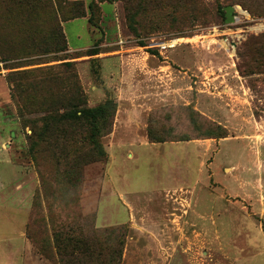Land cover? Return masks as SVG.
<instances>
[{"label":"rangeland","instance_id":"374dc122","mask_svg":"<svg viewBox=\"0 0 264 264\" xmlns=\"http://www.w3.org/2000/svg\"><path fill=\"white\" fill-rule=\"evenodd\" d=\"M104 2L97 56H126L109 83L91 52L48 51L54 0H0V264H264V52L244 46L264 33V0ZM79 22L64 23L71 47L84 45ZM170 38L181 39L149 46ZM143 52L166 67L145 72ZM12 73L27 83L14 93ZM72 73L88 107L117 104L104 159L85 165L90 143L33 135L51 104L37 81L71 93Z\"/></svg>","mask_w":264,"mask_h":264},{"label":"trees","instance_id":"16d2710c","mask_svg":"<svg viewBox=\"0 0 264 264\" xmlns=\"http://www.w3.org/2000/svg\"><path fill=\"white\" fill-rule=\"evenodd\" d=\"M16 1L18 4L24 2V4L30 3L34 5L33 2L35 0ZM104 1L109 0H54L55 8L59 14L57 16L55 14L54 18L50 20L51 28L48 31V39L50 40L51 48L48 49V51L59 52L68 49L67 39L63 29V23L68 20L86 16L89 25L98 28L94 25V23H96V19L100 17V10L102 11L101 3ZM46 2L48 4L49 0H46ZM98 43V40H96L94 45L96 46ZM244 46H250L253 54L260 56L261 53L264 52V33L258 36H252L249 39V42L245 43ZM86 52H91L89 54L98 53L95 48L88 49ZM66 54L67 53H65V55ZM238 56L241 61L238 67L242 73L243 69L246 67V64L243 62L244 51L239 52ZM65 65L69 66L68 68L71 70L70 65H72V62H65ZM52 68L53 67H51V69ZM27 72L28 71L22 70L19 74L21 73L26 75ZM13 74L16 73H12V75L9 76V82L12 84L14 93L16 88H20L23 84L27 83L22 84V82L19 81L24 77H20L19 80L16 81L14 77H12ZM72 78L74 82L70 87L71 93L68 85H52L53 78L51 75L48 76V79L43 77L37 81V88H40L43 93L49 94L51 97V104L47 107L50 113L42 118V126H40L38 130L35 128L33 129V135L37 139H41V142L46 144L56 140H62L65 143L73 144H76L79 140L90 143L89 152L92 156L84 162L85 165L90 162L104 159L105 151L102 148L100 138L109 134L112 130L117 104L115 99L107 96L98 105L88 107L86 105V94L80 84H78L79 82H77L78 80L76 79V75L74 73H72ZM50 80L51 85L49 83ZM59 110H62V112H59ZM150 134V130L147 128V138L150 142L165 141L163 139L155 140ZM209 137H213V135L206 134L203 138ZM188 139H190V137L180 138L177 140ZM68 164H70L69 170L72 171V175L74 177L71 182V186L74 188L78 182L79 165H77L75 159H73L72 162L67 163V165ZM77 197L78 194L74 191L72 199L76 200ZM93 220V215L87 214L85 216L86 224L92 223Z\"/></svg>","mask_w":264,"mask_h":264},{"label":"crops","instance_id":"0c3cea01","mask_svg":"<svg viewBox=\"0 0 264 264\" xmlns=\"http://www.w3.org/2000/svg\"><path fill=\"white\" fill-rule=\"evenodd\" d=\"M105 3H108V2L101 3V8H102V6ZM109 16L110 15H108V16L104 15V17H108V18H105V20H103V21H106V20L108 21L109 18H110ZM74 21H80L78 25H80L81 31L79 33H77V38H79L80 40H82L83 38H85V41L82 40L84 42V45H82V46H76L75 45V46L71 47L70 44H69V41L67 39L68 51L71 52V53H73L75 51H81V50H82V52H86L88 49H91V48H96L97 49L100 46V42H101V39L100 38H101V35H103L102 31L99 28H98V31L97 32L94 31L91 28V26L89 25V22H88V19H87L86 16L85 17L75 18V19H72V20H68L66 22L73 23ZM64 23H63V29H64ZM64 32H65V35H66L65 29H64ZM96 40H98L99 43L95 46L94 45V42ZM102 44L110 45L111 42H109L107 40H104V42ZM115 51L117 52L116 54L108 55V56L102 57V58L99 57V56H97L99 52L96 53V54H94L96 58L99 57V59H100V62H99V75L101 76V78L105 79V83L106 82L109 83V81L112 79L111 76H114V74L117 73V71L119 69L118 67H120L119 66L120 63L126 57L122 53L123 52V49H117ZM115 51H113V52H115ZM145 54L148 56V60L147 61H148V64H149L148 67L145 69V72H148V71H150V72H152V71L157 72L158 68L159 69H162V68H165L166 67V64L164 62L160 61L158 58H156V56H155L154 53L143 52V54L140 53V54H133V55L142 56V55H145ZM129 56H131V54ZM153 58H156L157 60H155ZM102 66L104 67V71L105 72L102 71ZM104 89L105 88H103L102 85H100L99 87L97 85H92L91 86V89L89 91V94H90V96H91L92 99H95V100H98L99 99V100H101L106 95V92H105ZM90 96H89V99H90ZM116 127H117V124L115 122L114 123V130H113L112 136L114 135V131H116ZM118 138H121V137H118ZM118 143H119V141L117 142V144Z\"/></svg>","mask_w":264,"mask_h":264},{"label":"built area","instance_id":"2783aa9c","mask_svg":"<svg viewBox=\"0 0 264 264\" xmlns=\"http://www.w3.org/2000/svg\"><path fill=\"white\" fill-rule=\"evenodd\" d=\"M181 38H170L166 40H156L149 44L151 47L158 48L160 51L174 48Z\"/></svg>","mask_w":264,"mask_h":264},{"label":"water","instance_id":"95a60500","mask_svg":"<svg viewBox=\"0 0 264 264\" xmlns=\"http://www.w3.org/2000/svg\"><path fill=\"white\" fill-rule=\"evenodd\" d=\"M223 10H224L225 22H227V23L233 22V20H234V15H233L234 7L232 5H226V6H224Z\"/></svg>","mask_w":264,"mask_h":264}]
</instances>
